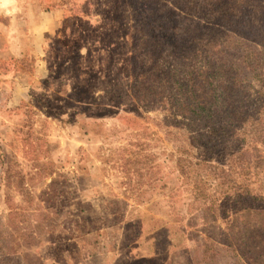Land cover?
Segmentation results:
<instances>
[{
  "label": "rangeland",
  "instance_id": "374dc122",
  "mask_svg": "<svg viewBox=\"0 0 264 264\" xmlns=\"http://www.w3.org/2000/svg\"><path fill=\"white\" fill-rule=\"evenodd\" d=\"M134 3L0 0L1 264H244L177 174L180 134L131 99Z\"/></svg>",
  "mask_w": 264,
  "mask_h": 264
},
{
  "label": "trees",
  "instance_id": "16d2710c",
  "mask_svg": "<svg viewBox=\"0 0 264 264\" xmlns=\"http://www.w3.org/2000/svg\"><path fill=\"white\" fill-rule=\"evenodd\" d=\"M134 1L131 99L191 149L173 157L196 180L205 226L219 220L224 246L241 242L244 264H264V0ZM216 185V198L202 188Z\"/></svg>",
  "mask_w": 264,
  "mask_h": 264
},
{
  "label": "crops",
  "instance_id": "0c3cea01",
  "mask_svg": "<svg viewBox=\"0 0 264 264\" xmlns=\"http://www.w3.org/2000/svg\"><path fill=\"white\" fill-rule=\"evenodd\" d=\"M47 18H48L47 20H48L49 25L47 24V27H46V28L48 29L51 25L54 24V21H51V20H50L51 17H47ZM52 19H53V18H52ZM56 19H57V17L54 18V20H56ZM50 22H51V23H50ZM37 41H38V40H37ZM38 42H39V41H38Z\"/></svg>",
  "mask_w": 264,
  "mask_h": 264
}]
</instances>
